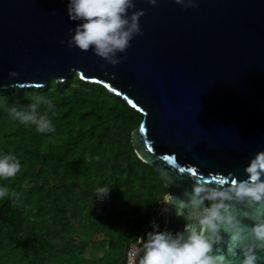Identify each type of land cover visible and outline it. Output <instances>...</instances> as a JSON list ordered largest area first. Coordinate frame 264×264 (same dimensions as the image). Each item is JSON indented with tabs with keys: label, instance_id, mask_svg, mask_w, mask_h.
I'll use <instances>...</instances> for the list:
<instances>
[{
	"label": "water",
	"instance_id": "obj_1",
	"mask_svg": "<svg viewBox=\"0 0 264 264\" xmlns=\"http://www.w3.org/2000/svg\"><path fill=\"white\" fill-rule=\"evenodd\" d=\"M67 4L0 0V91L43 88L76 74L142 116L130 137L134 153L173 195L191 190L189 170L199 180L247 178L244 168L264 151V0H198L187 10L174 0L155 7L135 0V10L145 12L143 35L116 66L67 46L81 23L69 20ZM11 71L19 76L10 78ZM174 203L160 204L151 231L153 223L183 231Z\"/></svg>",
	"mask_w": 264,
	"mask_h": 264
},
{
	"label": "trees",
	"instance_id": "obj_2",
	"mask_svg": "<svg viewBox=\"0 0 264 264\" xmlns=\"http://www.w3.org/2000/svg\"><path fill=\"white\" fill-rule=\"evenodd\" d=\"M34 95L52 100L54 132L11 121L6 109L26 107ZM141 121L121 98L76 74L0 91V153L21 163L14 179L0 181L17 194L0 200V264H126L171 193L134 153L130 137ZM105 186L109 196L95 199Z\"/></svg>",
	"mask_w": 264,
	"mask_h": 264
},
{
	"label": "clouds",
	"instance_id": "obj_3",
	"mask_svg": "<svg viewBox=\"0 0 264 264\" xmlns=\"http://www.w3.org/2000/svg\"><path fill=\"white\" fill-rule=\"evenodd\" d=\"M145 2L155 7L158 0ZM174 3L187 10L195 8L198 0ZM67 13L70 21L81 22L74 35L70 30L67 46L82 52L91 50L112 66L122 62L118 54L127 51L132 39L143 35L139 21L145 12L135 10V0H68ZM18 76L15 71L9 72L12 79ZM41 106L48 111L41 114ZM53 108L51 99L34 95L26 107L12 105L6 110L12 122L34 125L37 133L46 134L55 131L49 118ZM20 172L21 163L15 155L0 153V181L14 179ZM244 172L247 178L243 180L233 177L215 181L195 179L191 173V190H185L181 197L166 194L162 202H175V215L184 220L183 231H160L153 223V230L131 245L127 264H233L239 257L240 264H259L264 259L258 255L264 252V151L256 153ZM110 192L107 186L98 187L95 199L103 201ZM16 196L7 185L0 186V200ZM241 205L255 208V212H238Z\"/></svg>",
	"mask_w": 264,
	"mask_h": 264
},
{
	"label": "snow or ice",
	"instance_id": "obj_4",
	"mask_svg": "<svg viewBox=\"0 0 264 264\" xmlns=\"http://www.w3.org/2000/svg\"><path fill=\"white\" fill-rule=\"evenodd\" d=\"M141 131H143V129H141ZM149 151H151V149H149ZM165 159L167 160L168 158L165 157ZM173 162H174V161H173ZM179 171L183 172V171H185V169H184L183 167H181V168L179 169ZM189 171H191V173H192L193 175H196V173H195L194 171H192V170H189Z\"/></svg>",
	"mask_w": 264,
	"mask_h": 264
},
{
	"label": "built area",
	"instance_id": "obj_5",
	"mask_svg": "<svg viewBox=\"0 0 264 264\" xmlns=\"http://www.w3.org/2000/svg\"><path fill=\"white\" fill-rule=\"evenodd\" d=\"M130 247H131V246H130ZM130 247H129V249H130ZM129 249H128V251H129ZM128 251H127V252H128ZM126 264H127V254H126Z\"/></svg>",
	"mask_w": 264,
	"mask_h": 264
},
{
	"label": "rangeland",
	"instance_id": "obj_6",
	"mask_svg": "<svg viewBox=\"0 0 264 264\" xmlns=\"http://www.w3.org/2000/svg\"><path fill=\"white\" fill-rule=\"evenodd\" d=\"M100 257H101V255L99 254V255H98V258H100Z\"/></svg>",
	"mask_w": 264,
	"mask_h": 264
}]
</instances>
